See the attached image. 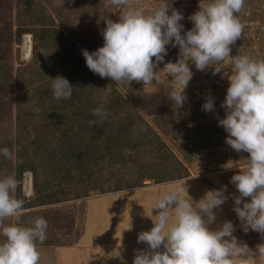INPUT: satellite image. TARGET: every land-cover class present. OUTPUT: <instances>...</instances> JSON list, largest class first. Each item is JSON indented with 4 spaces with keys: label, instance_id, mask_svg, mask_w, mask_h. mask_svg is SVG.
I'll use <instances>...</instances> for the list:
<instances>
[{
    "label": "rangeland",
    "instance_id": "374dc122",
    "mask_svg": "<svg viewBox=\"0 0 264 264\" xmlns=\"http://www.w3.org/2000/svg\"><path fill=\"white\" fill-rule=\"evenodd\" d=\"M1 1L4 3L2 8H5L4 12L0 13V35L2 38L5 37V40L0 39L1 46L6 41L1 62L5 65L11 78L0 91V145L9 141L13 146L14 142L11 140L18 137L21 145L26 147L27 155H31L33 151L31 149L34 148L33 142L38 144L41 152L43 151L41 156L43 158L40 160L39 155L35 162L45 164V169L50 171L51 169L44 161L43 156L47 151H51L47 146L50 131L58 125L59 121L75 114L73 109L78 105L83 108L92 107L93 110L96 108L95 105L101 107V100L106 94L114 93V96L119 95L123 98L127 105V112L135 118V123L131 127L139 128L143 136L150 135L148 130L150 129L154 136L158 137L166 152L170 151L187 173L186 177L182 179L159 184L152 180H144V178L142 181L144 186L137 189L140 193L139 199L134 198L136 203L129 205L130 207L135 205L133 211L137 217L136 221L129 224L124 219L117 226L106 224L108 226L106 229H110L109 236L106 234L103 224L94 227L91 223L93 219L90 220L88 216L93 200L97 202L104 198L97 197L96 190L85 193L86 186H79L80 192L86 195L82 199H71L67 202L26 209L20 217L21 226H31L36 217H43L48 225L46 240L43 244L37 245L40 252L39 264H133L134 251L147 247L144 243H138L137 237L139 233L149 231L153 227L151 218L152 215H156V210H152L155 197L166 188L182 186L185 181L187 193L194 201H199L208 191L212 190H224L228 197L226 202L218 210H215L216 220L209 225L210 229L215 230L223 222L231 221L236 228L233 234L240 241L246 242L250 248L254 249L257 244L264 242L257 232L250 230L248 233H244L233 211L234 200L232 197L238 196L239 193L230 183V179L238 173L239 169L242 170L245 164L243 159L248 157V153H237L232 150L225 143L228 134L218 126L217 117L223 118L225 114L221 104L229 87L227 78H222L223 72L213 75L211 69L201 72L197 71L193 64H190L193 78L184 90L187 100L179 108L168 99V93L174 85L171 77L166 75H162L159 82L154 81L147 86H144L143 82L135 81L130 85H117L109 78H101L100 81H97L95 75H91L92 83L83 85L84 89L80 94L79 101L66 102L65 99L49 98L46 96V88L51 91V82L48 78L54 79L58 75H66V79H69L67 71H76L80 62L81 66L85 67L82 50L94 52L103 46L101 31L106 27L104 19L117 21L119 9L110 5L108 0H37L41 5L40 8L46 10V16L51 18L47 27L61 34L60 47L68 49L65 50V58L60 57L56 52H51L52 49L47 50L46 53L42 49H37V59L32 62L31 50L34 43L31 38L28 44L30 53L25 56L24 48L22 49L21 46L22 35L17 40L15 34L17 21L30 20L33 14L32 8L29 5H22L27 0ZM140 2L145 5H154L159 3V0H140ZM168 2L183 14L184 19L180 23L183 24L184 31L190 30L193 24L189 17L198 10L200 0H168ZM237 15L244 28L241 37L231 46L230 55L246 54L254 59H264V0H245L244 8ZM178 53V47L167 46L164 62L175 63ZM64 63H66V67L60 69L59 66ZM163 67L164 64L161 63L159 68ZM20 71L24 78H28L29 73L35 71L34 73L37 75L35 79H39L38 84L42 91L39 98L36 99V93L32 92L27 93L21 99L16 98L18 94L15 91V76ZM224 71H228V69ZM21 87L26 86L23 84ZM23 88L22 90L26 89ZM209 95L214 98L215 111L213 112L202 110V105ZM18 117L24 122L25 129L23 131L14 125V121L16 122ZM67 122L65 120V124L59 127V131L65 136H68L67 127L69 124ZM18 130L21 134L18 133ZM53 133L55 134V132ZM154 141L156 142V140ZM155 147L156 144L152 147H145V150ZM11 151L13 152L12 159H3L4 156L0 155V177L13 176V147ZM56 151L58 152V150ZM127 151L131 159L126 155L128 160L124 165H112L109 172H116L118 175L116 177L122 176L130 183L139 179L137 168L140 165L150 167L152 173L159 168H164L163 163L166 168L170 166L169 160L159 162V160L144 154L142 148L134 149L131 152ZM107 158L104 159L107 160ZM103 168V172L108 173V167L104 166ZM49 171L45 172L47 177L52 173ZM27 174L29 173L24 172L22 179ZM87 186L89 187V185ZM21 190L24 195L23 181ZM133 190L135 188L122 190L120 192L125 193L121 196L129 195V198H132V195H135ZM144 194H149V197H145ZM111 196V193L106 194L105 199ZM247 199L245 198L246 201ZM126 210H130V208ZM117 228L120 229L123 240L120 243L107 242L106 239L111 236V231ZM2 239L0 237V240ZM88 242L89 245H85Z\"/></svg>",
    "mask_w": 264,
    "mask_h": 264
},
{
    "label": "clouds",
    "instance_id": "9594fccd",
    "mask_svg": "<svg viewBox=\"0 0 264 264\" xmlns=\"http://www.w3.org/2000/svg\"><path fill=\"white\" fill-rule=\"evenodd\" d=\"M108 3L119 9L118 20L104 19L102 47L94 52L82 50L86 66L100 78L117 85L135 81L147 86L166 75L174 85L168 99L177 108L187 100L184 90L193 78L190 64L201 72L211 69L213 75L223 72L222 78H227L229 87L221 104L225 114L217 117L218 126L228 134L225 143L232 150L248 153L242 170L230 179L239 193L232 197L233 211L244 233L257 232L264 241V59L230 55L231 46L243 33L237 13L245 0H200L198 10L189 17L193 27L186 32L180 23L183 14L168 0L154 5L140 0ZM169 45L179 49L175 63L164 62ZM48 79L54 99H71L74 88L66 78ZM202 110L215 111L211 95ZM92 115L104 120L108 112L101 106L93 109ZM0 155L13 158L7 147L0 149ZM17 187L14 176L0 177V264H39L37 245L47 238V221L36 217L31 226L20 225L25 201L15 197ZM29 190L28 197L23 195L26 199L32 195L31 179ZM227 199L224 190H212L194 201L187 193L186 181L160 191L152 203L156 210L151 218L153 227L137 237V242L147 247L134 251L133 264H264V242L250 248L233 234L236 228L231 221L210 229L216 220L215 210Z\"/></svg>",
    "mask_w": 264,
    "mask_h": 264
},
{
    "label": "trees",
    "instance_id": "16d2710c",
    "mask_svg": "<svg viewBox=\"0 0 264 264\" xmlns=\"http://www.w3.org/2000/svg\"><path fill=\"white\" fill-rule=\"evenodd\" d=\"M2 4L4 3L0 0V13L5 10V8H2ZM22 5H29L33 14L30 20L17 21L15 34L17 40L24 33L30 34L31 41L34 43L31 50L32 62L37 59V49H42L45 53L47 50L52 49L51 52H56L60 57L65 58V50L68 48L60 47L61 34L47 27L51 18L46 16V10L40 8L41 5L37 0H27ZM0 39L5 40V37L2 38L0 35ZM5 45L6 41L3 46L0 44V91L11 78L10 73L1 62ZM59 67L64 69L66 63ZM34 72L29 73L28 78H24L21 71L16 74L15 91L18 94L16 98L21 99L29 92L36 93V99L42 95L41 87L38 84L39 79H35L37 75ZM67 72L70 80L67 79L74 89L71 99L65 100L66 102L80 100V94L84 89L83 85L92 83L90 80L91 75H95L97 81L101 79L99 75L92 73L88 67L81 66V62L77 65L76 71ZM65 76L62 77L66 78ZM23 84L26 86L24 87L25 90H22L23 87L21 86ZM46 90V96L53 98L52 89L50 91L46 88ZM101 102V106L108 112L106 119L101 120L99 117L93 116L92 107L83 108L78 105L73 109L75 114L65 118L69 124V127H67L68 136L59 131V127L65 124V120L59 121L58 125L51 130L52 132L50 131L47 146L51 151L43 154L44 161L52 171L48 177L45 173L49 171L45 169L46 165L35 162L39 155L40 160L43 158L41 157L43 151L41 152L38 144L33 142L34 148L30 145L33 148L31 149V151L33 150L32 156L27 155L26 147L21 145L18 137L13 138V141L11 140V142H14L13 146L9 141H5L0 145L1 149L7 147L11 150L12 147L14 148L13 176L18 181V187L14 195L16 198L25 201L24 209L79 199L85 197V193L91 190H96L98 194L114 193L144 186L142 185L144 180H152L154 183L159 184L186 177V170L174 159L170 151L166 152L158 137H155L150 129H148L150 135L143 136L139 128H132L135 118L127 112V105H125L121 96H114V93H109V95H105ZM95 107L97 108V105ZM14 125L20 131L25 129L24 122L19 117L16 122L14 121ZM19 130L18 133H20ZM154 144H156L155 148L145 150V147H152ZM138 148H142L144 154L159 160V162L169 160L170 166L166 168L163 163L164 168H159L152 173L150 167L140 165L137 168L139 179L131 183L122 176L116 177L118 176L116 172H109L112 165L121 164L123 166L128 158L131 159L128 151L125 150L131 152ZM126 155L128 158H126ZM106 157H108L107 160L104 159ZM3 159L5 158L3 157ZM104 166L108 167V173L103 172ZM24 172H30L32 175V195L28 199L21 192L22 174ZM79 186H86L84 194L80 192Z\"/></svg>",
    "mask_w": 264,
    "mask_h": 264
},
{
    "label": "crops",
    "instance_id": "0c3cea01",
    "mask_svg": "<svg viewBox=\"0 0 264 264\" xmlns=\"http://www.w3.org/2000/svg\"><path fill=\"white\" fill-rule=\"evenodd\" d=\"M143 187V186H142ZM142 187L139 188H135V195H132V198H129L130 196H126L123 197L121 196L122 194H124L125 192H114L111 193L112 196L109 197L108 199L106 198V194L109 193H105V194H98L97 197H102L104 198L102 201H94L92 203V209L89 212V219H93V221H91V223L94 225V227L96 225L99 224H103L105 226V232L106 234H110V229H106V224L108 225H114L117 226V224H119L120 221H123L124 219H126L129 224L133 223L136 221L137 217L134 214V207L135 205H132V207H130V204H135L136 201H134V198H136V200L139 199L140 197V193H138L137 189H140ZM145 197H149V194H144ZM93 197V196H91ZM90 197V198H91ZM95 197V195H94ZM84 198V197H82ZM81 198V199H82ZM32 208H37V207H32ZM29 208V209H32ZM130 208V210H126ZM26 210V209H25ZM92 210L98 211L97 213H94ZM130 212V214H129ZM88 213V208L86 210V215ZM129 214V216H128ZM87 216V218H88ZM127 216V217H126ZM89 222V221H87ZM94 235V234H92ZM90 236V235H89ZM96 239H100L99 237H95ZM121 240H123V237L121 236V232L120 229L117 228L116 230L111 231V236L109 238L106 239L107 242L109 243H120ZM85 245H89V242L86 243Z\"/></svg>",
    "mask_w": 264,
    "mask_h": 264
},
{
    "label": "built area",
    "instance_id": "2783aa9c",
    "mask_svg": "<svg viewBox=\"0 0 264 264\" xmlns=\"http://www.w3.org/2000/svg\"><path fill=\"white\" fill-rule=\"evenodd\" d=\"M25 43H30V36L29 35H22V39H21V46L22 49L24 48ZM29 46V45H28ZM30 49V48H29ZM23 193L25 197H28L30 195V190H28V193L25 192V183L28 181L29 186H30V177L29 174H27L25 177L23 176ZM238 223H241L238 218H237Z\"/></svg>",
    "mask_w": 264,
    "mask_h": 264
},
{
    "label": "bare ground",
    "instance_id": "6f19581e",
    "mask_svg": "<svg viewBox=\"0 0 264 264\" xmlns=\"http://www.w3.org/2000/svg\"><path fill=\"white\" fill-rule=\"evenodd\" d=\"M29 48L30 47L28 46V43H25L24 49H23L25 56L29 55V52H30ZM27 183H28V181L25 183V192L26 193H28V190H29V183L28 184Z\"/></svg>",
    "mask_w": 264,
    "mask_h": 264
}]
</instances>
